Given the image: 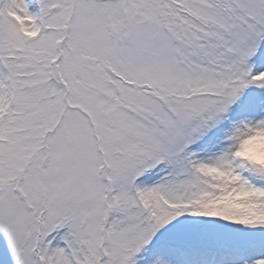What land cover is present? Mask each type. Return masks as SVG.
I'll list each match as a JSON object with an SVG mask.
<instances>
[{
    "label": "snow or ice",
    "instance_id": "snow-or-ice-1",
    "mask_svg": "<svg viewBox=\"0 0 264 264\" xmlns=\"http://www.w3.org/2000/svg\"><path fill=\"white\" fill-rule=\"evenodd\" d=\"M0 264H264V0H0Z\"/></svg>",
    "mask_w": 264,
    "mask_h": 264
}]
</instances>
